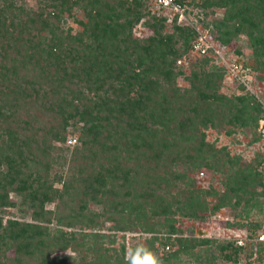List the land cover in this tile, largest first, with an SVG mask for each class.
<instances>
[{"label":"rangeland","instance_id":"374dc122","mask_svg":"<svg viewBox=\"0 0 264 264\" xmlns=\"http://www.w3.org/2000/svg\"><path fill=\"white\" fill-rule=\"evenodd\" d=\"M81 1L71 7L70 13L63 12L64 28H70L72 33L80 32L83 23L91 22L90 11L104 5L103 0L93 6L86 0ZM132 1L117 0L121 4L115 5L116 12L133 21L131 37L141 40L153 34L152 19L163 18L160 34L171 35L175 43V54L167 56V62L171 58L177 59L173 62L174 79L167 87L177 92L174 94L175 107L185 113L196 108L193 122L185 130L191 136L187 139L183 136L175 149L177 164L172 165L171 158H164L158 165L164 177L163 188L159 191L169 205V213L161 214L160 207L153 201H140L139 195L143 191L149 193L148 190L155 188L153 183L143 182L135 186L118 180L117 185L122 186L114 188L118 190L114 199L108 193L98 194L93 200L82 197L76 169L80 163L86 167L90 160L83 161L81 156H102L104 162L106 152L101 153L99 149L102 147L107 151L117 142L118 149L125 151L119 158L121 164L130 168L134 161H139L153 168L152 154H127L131 145L125 142V138L119 141L117 133L107 137L102 132L103 136L92 145L90 140L81 139L83 120L70 118L63 124L54 113L44 116L41 105L31 97L16 96L13 99L7 95L2 99L4 111L0 115V159L4 154L18 159L15 147L8 143L9 138L3 132L12 125L19 138L27 139L24 149L36 155L33 160L25 156L23 162H17L21 177L35 175L53 189L63 190V182L71 188L60 198L45 203L42 211L38 203L28 201L25 192L5 188L8 204L0 202L1 223L17 220L43 226L47 236L43 239V246L34 245L29 255H17L14 245L0 241V262L8 264L10 259L17 258L20 262L15 264H137L136 253L141 246L162 260L167 252L173 255L179 251L176 239L183 238L193 241H189L190 246L197 243L188 252H178L176 257L168 260L169 264H198L197 255L202 262L205 261L202 264H223L220 257L207 261L210 255H219L216 245L223 241H241L247 250L251 249L250 264H264V245L249 238L244 227L240 226L241 222L252 220L259 223L258 231H264V204L252 207L248 214H241V207L234 208L220 201L226 185L239 183L241 175L248 176L241 182L248 190L261 191L252 175L258 168L264 179V0L228 1L225 7L212 8L213 13L207 16L195 5L198 0H189L181 16L157 9L148 0H143L137 20L126 8L128 6L132 12L136 10ZM16 3L21 5L15 11L18 25H12L10 31L13 35L19 29L25 32L16 48L5 50L7 57L2 63L9 65L14 61L19 70V81L24 76L25 80L38 81L41 86V72L36 64L28 62L31 59L26 54L29 48L23 42V39L38 34L37 22L29 20L34 17L37 1L19 0ZM240 17L249 20L242 21ZM174 26L187 29L179 33ZM40 36L41 31L34 38ZM141 65L145 66L146 60ZM200 93L209 96L199 100ZM9 105L15 112L11 117L7 116ZM181 116L183 114L176 117ZM240 121L244 122L243 125ZM49 127L57 129L63 140L50 141L47 136L45 144L50 143L54 149L49 156L42 158L41 148H36L33 140L39 138L41 141V131L45 132ZM177 139L175 135V141ZM104 140L107 143L104 144ZM81 141L85 143L84 147ZM93 150H97V155H89ZM3 169L1 164L0 178ZM184 174L189 179L179 178ZM127 191L129 196L124 199ZM191 196H194V202ZM170 224L174 229L171 234L168 230ZM63 232L70 234L68 241L60 239ZM167 237L170 238L168 247L161 244ZM202 240H207L206 244L199 245ZM242 258L236 264H245Z\"/></svg>","mask_w":264,"mask_h":264},{"label":"trees","instance_id":"16d2710c","mask_svg":"<svg viewBox=\"0 0 264 264\" xmlns=\"http://www.w3.org/2000/svg\"><path fill=\"white\" fill-rule=\"evenodd\" d=\"M16 1L19 0H0V115L4 111L2 99L5 96L11 95L13 99L16 96L31 97L34 102L41 105L44 116L54 113L61 118L63 124L70 118L83 120L84 124L80 130L81 139L90 140L92 145L97 143L98 137H102L103 133L107 137L117 133L119 141L125 138V142L131 145L127 154L143 155L146 152L147 155L150 152L155 161L153 168L147 167L139 161L138 163L134 161L133 167L130 168L121 164L119 158L125 151L118 149L119 143L117 142L115 145L109 146L107 151L102 147L99 149L101 153L106 152L104 162L101 161L102 156L95 158H90L88 155L81 156L83 161L88 159L90 161L86 167L81 163L80 167H77L76 170L80 176L77 185H80L79 191L81 190L82 197L93 200L98 194L106 193L112 195V199H114L117 196V189L122 186L121 184L117 185L116 181L118 180L122 181V184L132 183L135 186L143 182L153 183L155 188L148 190L149 193L143 191L139 195L140 201H153L160 207L161 214L169 213V205L160 195L161 188H163L161 182H164V177L163 172L158 169V165L164 158H171L172 165L177 164L175 162L178 161V153H175V149L183 136L186 139L191 136V133L185 130L193 122V113L196 108L192 109L193 112L185 113L175 107L174 96L176 95L174 94L177 92L172 90L173 88L167 87V84L171 85L174 79L175 65L173 62L177 59L171 58L167 62L166 57L175 54V43H173L171 35L160 34L163 18L152 19L150 27L153 34L151 36L144 40L135 39L131 37L130 30L133 21L130 18H122L116 12L115 5L121 3H117V0H103L104 5L98 8L99 11L97 9H93L94 12L90 11L89 15L93 17L90 19L91 22L83 23L80 32L72 33L70 28H64L63 12L70 13L71 7L78 5L79 2L82 3L81 0H36L34 17H30L29 20L32 23L37 22L35 26L41 31V36L34 38L38 36V31V34H34L29 39H23V42L29 48L26 54L31 59L28 62L36 64L41 72V86H39L40 82L25 80L24 76L19 81V70L14 61L9 65L2 63V60L7 57L5 50L16 48L21 41L23 32H25L23 29H19L13 35L10 31L12 25H18L15 11H18L21 5L19 6ZM86 1L89 5L92 4L91 6L100 3V0ZM141 1L143 0L131 2L136 6L134 12L126 6L130 15L135 16L134 20L140 16L139 10L143 6ZM228 1L234 2L235 0H198L195 5L207 16L213 13L212 8L225 7ZM244 12L242 9V13ZM240 19L242 21L249 20L246 17H240ZM174 29L182 33L187 28L174 26ZM179 38L182 39L184 36H179ZM143 60H146L145 66L141 65ZM208 96L205 93H200L199 100ZM241 100L242 98L239 101ZM7 110H9L8 117L14 116L15 112L12 111L10 105ZM178 114H183V116L177 119ZM259 116L256 117V120ZM253 120L255 121V119ZM14 122L17 124L16 121ZM240 123L243 125L244 122L240 121ZM170 124H172L171 127ZM13 129L12 125H8L3 129V132L9 138L8 143L15 147V155L18 159L16 161L13 156L7 154H4L0 159L2 161H0V165H4L0 178L2 182L0 190L3 191L0 195V202L1 204L7 203L5 188L8 187L18 193L25 192L28 201L31 204L38 203V207L42 211L45 203L51 202L55 197L60 198L64 192L71 188V185L68 186L63 182V190H58L53 189L42 179L40 182L38 176L21 177L17 162H23L25 156L28 160H33L36 155L32 151L24 149L27 139L19 138L18 133ZM175 135L178 137L176 141ZM47 136L50 137V141L63 140V137L58 135L57 129L53 127H49L45 132L41 131V141L38 138L33 140V143L36 144V148H41L42 158L49 156L54 149L50 143L45 144ZM105 142L107 143L104 140L103 143L105 144ZM81 143L84 147L85 143L82 141ZM40 145L41 147H39ZM95 151L97 150L91 151L89 155H97ZM184 175L179 178L189 177ZM252 175L256 178V186L261 191L246 189V186L244 187L241 182H244L248 176L241 175L239 183L234 182L226 185L225 190L221 193L220 201H225L234 208L241 207V214H248L252 207L263 205L264 179L262 170L258 168ZM128 196L127 191L123 198ZM191 200L194 202V196H191ZM126 202L129 203L128 200ZM1 222L0 219V241L2 243L8 241L14 245L17 255L22 253L29 255L34 245L35 247L40 244L43 246V239L47 236L45 227L17 220H8L4 224ZM240 226L244 227L247 236L252 239L256 237L260 227L258 222L252 220H245L244 223L241 222ZM168 230L171 234L174 230L172 224L169 225ZM40 236L41 239H39ZM69 238L70 234L65 232L60 236L62 241H68ZM164 239L161 244L167 246L169 244L167 241L170 238ZM176 241L180 247L179 251H175L173 255L167 252L161 258L163 264H169L170 258L176 257L178 252H188L197 243L190 246L191 242L189 241L192 240L178 238ZM206 242L207 240H202L198 244L203 245ZM261 244L264 245V243ZM216 247L219 255H210L207 261L212 262L220 257L223 264H236L242 256L245 264L251 263V249L247 250L246 246L238 245L236 241H223ZM261 247H259V251L264 249V246L262 249ZM196 260H198V264L205 262H202L198 255ZM44 261L42 262L45 263ZM207 261L206 263H208ZM15 262H20V260L13 258L8 261V264H15ZM0 264L7 263L0 262Z\"/></svg>","mask_w":264,"mask_h":264},{"label":"built area","instance_id":"2783aa9c","mask_svg":"<svg viewBox=\"0 0 264 264\" xmlns=\"http://www.w3.org/2000/svg\"><path fill=\"white\" fill-rule=\"evenodd\" d=\"M152 3L157 9L166 10L171 12L173 15L177 14L179 16L182 15V12L186 8L189 0H148ZM255 241L264 243V231H258ZM238 245H243L241 241H237Z\"/></svg>","mask_w":264,"mask_h":264},{"label":"clouds","instance_id":"9594fccd","mask_svg":"<svg viewBox=\"0 0 264 264\" xmlns=\"http://www.w3.org/2000/svg\"><path fill=\"white\" fill-rule=\"evenodd\" d=\"M142 253V256H141ZM137 264H163L162 260L157 258L153 253L141 246L136 253Z\"/></svg>","mask_w":264,"mask_h":264}]
</instances>
